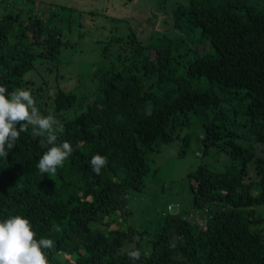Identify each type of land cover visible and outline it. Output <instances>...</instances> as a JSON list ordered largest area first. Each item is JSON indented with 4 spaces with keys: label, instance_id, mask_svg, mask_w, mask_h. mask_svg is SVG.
<instances>
[{
    "label": "trees",
    "instance_id": "obj_1",
    "mask_svg": "<svg viewBox=\"0 0 264 264\" xmlns=\"http://www.w3.org/2000/svg\"><path fill=\"white\" fill-rule=\"evenodd\" d=\"M9 6L0 13V85L11 92L32 84L24 76L33 62L56 60L64 43L49 30L48 18L27 11L20 19V7L0 3L2 9ZM173 14L172 28L181 29L182 23L197 30L210 55L178 65L176 57L188 48L175 55L182 47L146 48L130 35L129 55L119 51L120 69L95 73L90 99L60 90L54 94V114L85 106L61 121L58 143L68 141L74 151L55 175L36 168L47 149L39 143L44 137L33 138L31 128L20 134L7 162L0 158V220L22 215L37 239H52L49 264H264V226L258 227L257 214L264 202V0H186ZM200 79L219 94L192 89L189 80ZM230 101L241 102L235 107ZM209 111L213 117L202 123V152L222 153L228 162L223 171L198 165L186 174L190 213H198V220L205 217L203 227L188 218L190 213L166 209L149 230L109 228L114 213L127 214V191L143 187L147 155L176 140L186 147L188 135L181 132L189 115L204 117ZM231 126H243L249 142L236 143ZM254 145L262 156H255ZM95 154L108 160L99 175L90 164ZM135 249L141 256L133 261L127 252Z\"/></svg>",
    "mask_w": 264,
    "mask_h": 264
},
{
    "label": "rangeland",
    "instance_id": "obj_2",
    "mask_svg": "<svg viewBox=\"0 0 264 264\" xmlns=\"http://www.w3.org/2000/svg\"><path fill=\"white\" fill-rule=\"evenodd\" d=\"M2 1H11L14 7H20V19L25 18L27 11L35 12L43 19L48 18L49 30L54 29L59 41L64 43L59 47L56 60H35L33 70L24 76L25 79L31 80L32 84L27 87L34 88L32 95L36 100V107L45 116L49 113L54 114L52 99L58 90L90 99L96 88L95 73L110 66L113 69H120L115 60V55L119 51L129 55L126 41L130 35L146 48L182 47L178 52L175 51V55L182 54L188 48L183 57H176L178 65H183L184 60L195 55L212 53L208 42L199 37L197 30L190 31L182 23H179L181 29L172 28L175 21L173 12L177 6H185L186 0ZM11 9L10 6L7 9L1 7L0 13ZM179 41L181 43H178ZM176 71L182 72V67H177ZM189 85L192 89L219 94L216 86L202 79L189 80ZM240 102L235 101L232 105L236 107ZM224 107L228 109L226 105ZM84 109L85 106L82 104L74 105L54 115L61 122L72 119ZM227 113L231 119V111L228 110ZM212 117L210 111L204 117L189 115V124L181 132L188 135L186 147L176 140L159 144L155 152L147 155L148 170L143 177V187L138 192L127 191L125 197L127 214L123 218L114 213L108 220L111 222L109 228L121 229L129 225L137 232L149 230L161 213L166 212L167 205L171 206V210L167 211L171 214L191 212V194L186 174L198 165H204L215 172L223 171L228 162V158L222 153L213 150L205 154L202 152L200 144L203 136L202 123L211 120ZM231 128L237 135L236 143L244 145L249 142L243 126ZM254 154L262 156L260 146L254 145ZM247 169L248 178L253 179L252 168L249 166ZM257 214L260 219L258 227H263L264 202L259 206ZM90 227L105 230V226L100 223H91Z\"/></svg>",
    "mask_w": 264,
    "mask_h": 264
},
{
    "label": "clouds",
    "instance_id": "obj_3",
    "mask_svg": "<svg viewBox=\"0 0 264 264\" xmlns=\"http://www.w3.org/2000/svg\"><path fill=\"white\" fill-rule=\"evenodd\" d=\"M29 128L33 138L44 137L39 143L47 149L38 159L36 168L41 174L55 175L74 151L68 141L58 143V136L64 132L63 123L52 113L46 116L40 113L31 89L15 88L9 92L6 86L0 85V158L4 162L20 134ZM107 163V157L100 154L90 160L96 175ZM36 237L31 221L22 215H9L0 220V264H49L47 251L55 247L54 241ZM127 255L136 261L141 252L135 249Z\"/></svg>",
    "mask_w": 264,
    "mask_h": 264
},
{
    "label": "built area",
    "instance_id": "obj_4",
    "mask_svg": "<svg viewBox=\"0 0 264 264\" xmlns=\"http://www.w3.org/2000/svg\"><path fill=\"white\" fill-rule=\"evenodd\" d=\"M0 3H2V0H0ZM166 209H167V211L168 210H171V206L170 205H167L166 206ZM206 211H204L203 213H205ZM198 213H196V212H192V213H190L189 215H188V218H194V219H197L198 220ZM204 216V215H203ZM201 224V226L203 227V224H204V222H205V217H204V219H202V220H198Z\"/></svg>",
    "mask_w": 264,
    "mask_h": 264
},
{
    "label": "crops",
    "instance_id": "obj_5",
    "mask_svg": "<svg viewBox=\"0 0 264 264\" xmlns=\"http://www.w3.org/2000/svg\"><path fill=\"white\" fill-rule=\"evenodd\" d=\"M23 1V0H22Z\"/></svg>",
    "mask_w": 264,
    "mask_h": 264
}]
</instances>
